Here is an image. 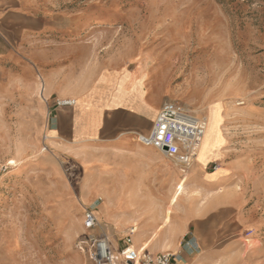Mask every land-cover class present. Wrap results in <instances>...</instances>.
Instances as JSON below:
<instances>
[{
  "label": "rangeland",
  "instance_id": "rangeland-1",
  "mask_svg": "<svg viewBox=\"0 0 264 264\" xmlns=\"http://www.w3.org/2000/svg\"><path fill=\"white\" fill-rule=\"evenodd\" d=\"M51 17L86 34L98 29L104 43L114 41L113 54L145 55L147 84L163 103L204 117L219 103L225 138L202 171L194 163L182 173L163 160L178 170L177 183L166 197L152 190L167 202L144 220L127 203L132 159L95 155L110 165L90 176L81 165L87 153H51L58 101L77 100L51 104L41 81L28 84L16 62L0 65V264H93L84 215L99 197L95 232L107 233L115 254L130 229L135 249L171 245L191 219L213 214V197L232 194L246 209H264V0H51Z\"/></svg>",
  "mask_w": 264,
  "mask_h": 264
},
{
  "label": "crops",
  "instance_id": "crops-1",
  "mask_svg": "<svg viewBox=\"0 0 264 264\" xmlns=\"http://www.w3.org/2000/svg\"><path fill=\"white\" fill-rule=\"evenodd\" d=\"M94 30L86 34L81 25L56 21L51 0H0V65L16 62L28 84L41 81L51 104L55 99L77 100L75 107L55 109L51 153H87L88 161L81 165L90 176L105 173L110 165L92 160L95 155L132 159L126 167L127 203L150 220L151 207L166 204V192L174 189L178 178L176 167L164 164L173 161L137 141L139 134L152 130L163 99L147 84V57L133 49L127 55L118 49L113 54L108 47L114 41L104 43ZM153 168L154 176L149 171ZM216 183L213 180V191ZM114 189L119 190V184ZM153 189L165 191V197H153ZM101 201L99 197L90 203L96 212ZM191 220L181 237L171 245L151 247L150 253L171 250L177 264H264V209H246L229 194L213 197V214Z\"/></svg>",
  "mask_w": 264,
  "mask_h": 264
},
{
  "label": "built area",
  "instance_id": "built-area-1",
  "mask_svg": "<svg viewBox=\"0 0 264 264\" xmlns=\"http://www.w3.org/2000/svg\"><path fill=\"white\" fill-rule=\"evenodd\" d=\"M75 105V100L58 101L60 107ZM206 126L204 116H197L180 104L167 101L163 103L150 133L139 134L137 140L142 145L163 153L185 173L196 161ZM218 169L219 166L214 164L213 170ZM84 227L90 232L86 244L93 264H117L119 261L126 264H177L171 253L152 254L147 250L133 248L131 237L135 234L134 229L129 230L126 246L115 254L107 233L103 230L95 232L101 228V221L93 207L85 212Z\"/></svg>",
  "mask_w": 264,
  "mask_h": 264
},
{
  "label": "bare ground",
  "instance_id": "bare-ground-1",
  "mask_svg": "<svg viewBox=\"0 0 264 264\" xmlns=\"http://www.w3.org/2000/svg\"><path fill=\"white\" fill-rule=\"evenodd\" d=\"M238 105L242 104L240 103ZM206 109L208 111L205 116L207 121L206 131L199 146L198 155L195 161V166L200 169H204L206 167V163L210 160L212 155H214L218 148L222 147L221 145L223 144L225 138L223 134V109L221 105L219 103H213ZM133 248H135L134 245Z\"/></svg>",
  "mask_w": 264,
  "mask_h": 264
}]
</instances>
